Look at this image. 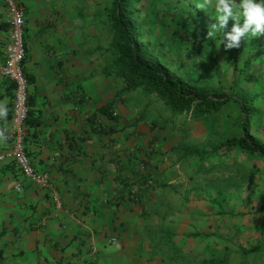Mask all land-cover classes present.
I'll list each match as a JSON object with an SVG mask.
<instances>
[{"label": "crops", "instance_id": "0c3cea01", "mask_svg": "<svg viewBox=\"0 0 264 264\" xmlns=\"http://www.w3.org/2000/svg\"><path fill=\"white\" fill-rule=\"evenodd\" d=\"M16 1L26 11L24 70L31 104L25 144L60 200L15 167L0 165L1 260L179 264V256L190 251L181 243L185 236L175 235L182 234L181 226L166 211L165 198L172 196L163 185L170 177L163 156L169 129L151 127L139 108L128 104L126 93H118L125 84L112 70L114 51L105 60L102 40L95 44L96 37L108 36L107 29L101 31L103 18L96 16L95 4ZM10 40L9 12L0 0V61ZM0 103L9 109L7 119L0 120L7 136L14 85L2 77ZM10 146L8 138L0 141V153ZM134 147L138 150L132 152ZM140 163L146 165L143 170ZM144 177L154 178L156 187L137 202L129 201L127 191ZM18 182L23 184L20 191ZM161 219H170L166 230L159 226Z\"/></svg>", "mask_w": 264, "mask_h": 264}, {"label": "rangeland", "instance_id": "374dc122", "mask_svg": "<svg viewBox=\"0 0 264 264\" xmlns=\"http://www.w3.org/2000/svg\"><path fill=\"white\" fill-rule=\"evenodd\" d=\"M114 1L90 0L96 16L103 18L101 31L108 30L107 37L95 38L96 45L101 40L105 45L100 48H106L105 60L113 56L114 34L107 13ZM198 2L201 0H135L131 10L138 24L139 44L167 70L199 88L253 98L260 113L250 133L264 144V34L249 35L241 39L239 48L225 50L220 44L222 33L217 32L214 39L208 37L211 25L217 22L215 11L198 8ZM232 24L230 20L227 30ZM125 93L128 104L138 105L139 110L141 102L148 101L141 90ZM149 100L162 107L154 95ZM236 118L237 109L232 108L221 113L213 128L210 120H183L167 131L168 148L163 156L167 157L170 177L163 185L172 196L165 198L169 200L166 211L169 218L174 216L176 226H181L182 234L175 235L185 236L181 243L190 251L189 256L196 255L189 264H204L226 248L235 252L264 248V209L255 216V210L264 203V161L251 160L237 150L203 159L199 156L211 152L226 136L239 133ZM222 160L231 162L229 167ZM210 161L217 164L207 171ZM183 192L184 198L179 196ZM169 220L161 219L160 228L166 230Z\"/></svg>", "mask_w": 264, "mask_h": 264}, {"label": "trees", "instance_id": "16d2710c", "mask_svg": "<svg viewBox=\"0 0 264 264\" xmlns=\"http://www.w3.org/2000/svg\"><path fill=\"white\" fill-rule=\"evenodd\" d=\"M134 4L135 0H115L107 13L114 34L112 70L123 78L125 84L118 93L140 90L144 92L148 101L141 102V119L148 121L151 127L163 131L174 129L183 120H210L213 128L222 112L230 111L232 108L237 109L236 122L239 133L226 136L211 152H204L199 156L203 159L213 155H226L237 150L246 154L251 160L264 161V144L257 141L250 133L251 126L260 113V110L254 107L255 100L232 94L227 90L212 92L199 88L179 74L167 70L162 62L140 46L138 24L134 19L135 12L131 10ZM152 95L160 101L162 107H159L154 100H149ZM209 163L207 171L217 164L212 161ZM223 163L229 167L231 162ZM199 167H202L201 163L198 164ZM263 209L264 203H260L255 210V216ZM243 215L244 213L239 214V216ZM239 248L241 246L237 249ZM226 251L214 253V256H210L204 264H264V248L239 249L236 252L226 248ZM195 257L196 255L190 257L183 252L177 263L189 264L195 260Z\"/></svg>", "mask_w": 264, "mask_h": 264}, {"label": "built area", "instance_id": "2783aa9c", "mask_svg": "<svg viewBox=\"0 0 264 264\" xmlns=\"http://www.w3.org/2000/svg\"><path fill=\"white\" fill-rule=\"evenodd\" d=\"M4 2L9 12L11 40L6 47V55L0 61V77L13 82L14 106L6 133L11 146L0 153V165L15 167L39 188L50 190L53 199L59 201V194L53 189L51 180L34 166L25 144L27 121L30 113L28 78L24 70L26 11L16 0H4ZM137 150L138 148L134 147L131 151ZM139 166L142 170L146 167L144 163H140ZM155 187L156 180L154 178L144 177L129 188L127 199L131 202H137L143 192H150ZM16 188L19 191L22 190L23 184L18 182Z\"/></svg>", "mask_w": 264, "mask_h": 264}, {"label": "clouds", "instance_id": "9594fccd", "mask_svg": "<svg viewBox=\"0 0 264 264\" xmlns=\"http://www.w3.org/2000/svg\"><path fill=\"white\" fill-rule=\"evenodd\" d=\"M196 6L214 9L217 22L211 25L208 37L214 39L217 32L222 33L220 44L225 50L239 48L241 39L249 35L257 37L264 34V0H201ZM230 20L233 24L227 30ZM8 112V106L0 103V120H6ZM7 138L5 132L0 130V141Z\"/></svg>", "mask_w": 264, "mask_h": 264}]
</instances>
